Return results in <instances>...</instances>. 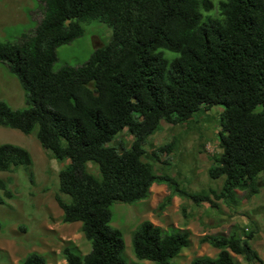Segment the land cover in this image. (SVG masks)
Returning <instances> with one entry per match:
<instances>
[{
    "label": "trees",
    "instance_id": "trees-1",
    "mask_svg": "<svg viewBox=\"0 0 264 264\" xmlns=\"http://www.w3.org/2000/svg\"><path fill=\"white\" fill-rule=\"evenodd\" d=\"M37 25L16 40L0 39V62L25 90L26 108L0 100V125L29 134L37 129L41 145L53 157L70 162L60 171L61 194L56 201L63 222H81L91 243L82 253L68 244L67 264H128L123 231L112 225L113 205L150 198L154 183L167 184L159 203L164 211L174 196L196 204L232 209L241 205L239 191H260L264 172V0H37ZM217 9V15L211 13ZM98 19L113 28L112 40L97 47L86 63L59 70L58 48L84 34L83 23ZM166 51L177 55L169 58ZM223 105L220 147L208 173L225 177L220 192L182 188L170 173L157 172L152 161L175 142L151 151L148 138L162 121L179 125L201 109ZM133 137L126 148L113 144L125 130ZM161 153V154H160ZM148 156V157H147ZM26 148L0 144V172L33 164ZM99 165L101 178L88 169ZM5 194L12 197L3 181ZM0 202L3 199L0 197ZM189 229L163 228L151 220L138 224L132 235L135 255L155 264H175L192 244ZM254 233L242 237L206 234L201 242L219 249L215 257L196 256L191 264H264L251 245ZM20 264H48L31 252Z\"/></svg>",
    "mask_w": 264,
    "mask_h": 264
},
{
    "label": "rangeland",
    "instance_id": "rangeland-1",
    "mask_svg": "<svg viewBox=\"0 0 264 264\" xmlns=\"http://www.w3.org/2000/svg\"><path fill=\"white\" fill-rule=\"evenodd\" d=\"M39 9L37 0H0V39L16 40L22 33L33 29L40 19ZM217 11L215 9L211 13H205V16L207 14L215 16ZM83 26L82 36L58 48L55 70L65 65L78 66L86 63L97 47L112 40L113 28L98 19L85 22ZM176 55L166 51L169 58ZM25 94L18 78L11 73L6 64L0 62V100L7 101L13 108H26L28 105ZM223 108L224 106L220 104L213 105L208 109L211 116L205 120H202L201 114H194V118L198 119L202 127L197 129H202L203 138L216 146L209 152L207 158H199L196 155V160L191 162L200 168V172L194 173L188 162L182 164L180 154L162 155L163 159H169L166 164L152 161L157 172L170 173L178 180L180 186L188 191H208L210 187L221 189L225 177L212 179L208 169L213 165L212 156L222 153L219 131L220 113ZM163 130L162 123L148 138L146 149L149 152L153 147L151 143L156 139L160 138L165 144L173 141V135H163ZM187 134L184 131L179 137L183 138ZM132 140L133 137L126 129L116 137L113 144L119 146L124 142L123 146L128 148ZM4 143L26 148L34 161L30 166L22 165L12 171L0 172V182L3 181L7 189L13 193L12 197H8L0 185V197L3 199V202H0V264H19L21 258L35 251L44 254L48 264H67L62 249L68 244L75 245L82 253L87 252L88 246H91L90 241L82 233L81 227L63 222V210L56 201L57 194H61L66 201L70 200L69 195L60 191V171L70 160L61 161L53 157L51 152L41 145L37 129L26 134L19 129L0 125V144ZM179 149L181 150V147ZM88 169L96 177H102L97 163L90 161ZM259 182L260 191L253 196L239 191L242 197L241 205L237 207L238 211L228 207L222 200H218L219 207L213 208L208 202L199 205L192 199L185 198L178 208L173 205L165 213L158 209L159 204L152 206L155 193L148 201L132 204L115 203L112 207L114 213L112 225L124 233L125 257L128 264H155L153 261L139 259L134 253L132 235L138 224L144 220H151L163 228L191 223L192 244L183 249L182 255L179 254L173 259L175 264H189L193 257L212 254L204 249L205 244L201 242L203 231H208L209 228H217L219 230L217 233L221 234H229L236 229L242 237L253 232L254 237L250 243L264 261V172L261 173ZM203 226L205 230H202ZM236 258L243 264H255L248 263L240 255H236Z\"/></svg>",
    "mask_w": 264,
    "mask_h": 264
},
{
    "label": "crops",
    "instance_id": "crops-1",
    "mask_svg": "<svg viewBox=\"0 0 264 264\" xmlns=\"http://www.w3.org/2000/svg\"><path fill=\"white\" fill-rule=\"evenodd\" d=\"M198 114L199 115L201 114L202 120L208 119L209 116H211L210 113L208 112V109H205V108L201 109L198 112ZM162 123L164 124V130H165V131L164 130L162 131V134L163 135H166V134L173 135L174 139H173L172 142L176 143V145L174 147V150L171 153V156L180 154V158H181L180 161L182 162V164L188 162L189 168L194 173L200 172L199 171L200 168L197 165H192L191 162L193 160H196V155H198L199 158H203V159L207 158V156L210 155L209 152L213 151L216 146L214 147L213 144L210 143L206 138H203L202 131H201L202 129H200V130L197 129V127L202 128L201 125L199 124L198 119L194 118V116H193L189 121L181 123L179 125H172V124H169V123H167L165 121H162L161 124ZM184 131L187 132L188 134L185 137H183V138L179 137V135L182 136V133ZM163 144H165V143H163V141L161 142L160 138L156 139L154 142L151 143V145H153L152 149L156 148V147H158L160 145H163ZM180 147H181V150L179 149ZM213 154H211V155H213ZM210 188H214V187H210ZM221 189H222V187H221ZM221 189H216V190H217V192H220ZM151 190H152V193H151L150 198L154 195V193L156 194L155 198L151 202L153 207L156 206L157 204H159L163 200V198L165 196H167L169 194V192H170L168 185L167 184H163V183L162 184L154 183L152 188H151ZM150 198H148L146 200H142V201L143 202L144 201H148ZM184 199L185 198L180 197L178 195L174 196L171 205H169L164 210L165 213L168 212V209L170 207H172L173 205L177 206V208H178L180 203L184 202ZM142 201H139L138 203H140ZM233 210L234 211H238L239 208L233 209ZM71 224H75L76 226H79V227L82 226L81 222L79 223V221L73 222ZM155 224L159 225L157 223H155ZM178 227L183 228V229L187 228V229L192 230V232H193V227H192L191 223H184L182 226H178ZM202 230H205L204 226H203ZM207 230L208 231H203L202 236H204L206 234L217 233L219 231L217 228H209ZM204 244H205L204 249L206 251H208V252H212V254L211 253H207L206 255H209L211 257H215L218 254L219 249H217L215 247H214L215 249L211 248L209 246L210 245L209 243H204ZM91 249H92V247L89 245L88 246V251L84 252V254L89 253L91 251ZM182 254H183V252L181 253V255ZM202 255H205V254H202ZM198 256H201V255H198ZM193 258L190 259V263L189 264H191V261H192ZM21 260H22V258H21ZM20 261H19V264H20Z\"/></svg>",
    "mask_w": 264,
    "mask_h": 264
}]
</instances>
